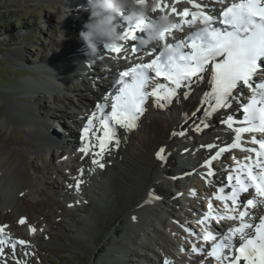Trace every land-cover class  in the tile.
<instances>
[{
	"label": "snow or ice",
	"instance_id": "1",
	"mask_svg": "<svg viewBox=\"0 0 264 264\" xmlns=\"http://www.w3.org/2000/svg\"><path fill=\"white\" fill-rule=\"evenodd\" d=\"M189 2L195 11L187 7L178 11L174 5L170 8L169 4L156 0L153 12H164L170 8V15L178 17V22L161 32L160 39L164 42L167 37H172L176 42L164 43L167 55L160 51L150 61L135 63L119 73V87L111 94V110L106 111V104L95 105L82 129L84 145L80 151L84 155L91 151L94 157L92 164L103 168L101 160L110 145L119 146L117 130L128 132L136 128L150 98L163 108L174 98L179 100L178 90H183L182 95L187 99L195 90L193 86L200 88L201 85H208L210 91H204L201 100L202 104L207 105L203 109L204 118L222 109L238 110L242 118L231 112L225 113L221 122L234 135L229 144L219 147L204 162L202 167L207 172L201 178L213 184L206 177L215 176L212 162L220 159L225 152L238 149L246 155L244 161L233 158L235 166L226 177L230 192L226 193L224 186H220L213 193L212 199L223 204L224 212H216L209 200L208 212L197 221L203 228V241L212 242L210 249L192 244L191 252L204 257L200 264H264V138L252 136L251 144L255 147H244L245 134L260 133L264 136V0H231L230 3L228 0H212V4L221 6L218 13L212 4L202 0ZM217 22L223 27L218 26ZM125 23L121 33L122 42H134L137 34L143 32L146 26L145 21L125 20ZM193 25H199L197 31L176 37V33H183L185 28L190 29ZM104 49L113 54L122 53V45H106ZM131 51L136 54L141 50L132 43ZM144 55L153 56V51L144 50ZM241 88L251 92L246 103L236 94ZM233 104L237 105L236 109H233ZM201 125L207 127L204 119L196 126V131H200ZM184 134L183 130L179 133L181 136ZM207 147L211 150L215 146L209 144ZM163 152L161 148L156 153L157 159H164ZM79 187L78 180L77 191ZM245 194L248 196L246 200ZM190 195H195V192ZM252 208L261 210L258 217H253L248 211ZM213 220L234 221L235 225L226 232L217 233L210 227ZM25 223L24 218L19 220V224ZM6 227L0 226V264H7L9 255L16 264H22L21 260L16 259L17 246L23 248L27 242L12 241L4 235ZM28 230L29 234L36 231L32 227ZM185 231L195 235L187 228ZM236 240H239V244L234 243ZM6 246L11 248L10 254ZM164 264L170 262L166 259Z\"/></svg>",
	"mask_w": 264,
	"mask_h": 264
},
{
	"label": "bare ground",
	"instance_id": "2",
	"mask_svg": "<svg viewBox=\"0 0 264 264\" xmlns=\"http://www.w3.org/2000/svg\"><path fill=\"white\" fill-rule=\"evenodd\" d=\"M66 1H69L68 3H70L79 0ZM171 1L172 0H167L165 2ZM202 1L206 2L205 0ZM188 2L185 3L186 6L189 5ZM83 5H85V3ZM86 6L87 5H85V9ZM68 9L66 11H68ZM85 9L79 10L81 11L82 15L88 13ZM167 13L170 14L168 10ZM158 14H160L158 13V11L154 12L153 16H157ZM171 18H174V21L178 22V17H176L175 15H172ZM145 23H148V21H145ZM121 30L122 28L120 29V31ZM75 41H77V38L75 39ZM121 43L124 44V48L129 47L131 49L132 43L134 42ZM136 47L139 48L137 44ZM75 49H79L81 55L85 52L84 46L80 48V46L78 45L75 47ZM49 51V59L46 62L44 61V63L42 64H45L44 69L40 68V66L42 65H39V69H37L35 66H31L29 69L32 71L42 69L50 72L56 70L58 71L59 75L55 76V79H57L58 82H62L65 78H77L73 72L71 73L69 71H66L68 66L74 65L78 70H84L81 66L79 57H74L72 55L68 57L70 54L76 53V51H68V53L65 52L64 54L60 53L58 55H56V53H53V51H55L54 49ZM142 58L147 60V57L145 55H143ZM100 59L105 61L106 67H112L108 60L102 59L101 57ZM113 61L117 64V67L122 69L125 68L124 63L126 62H129L130 65L134 64L132 57H127L126 60L122 62L117 58H113ZM113 74L114 72L111 70L108 74L109 78H111ZM22 84H25L26 87H23ZM22 84L20 85L22 86V89L25 88L27 89V91L31 92L37 91L39 88L38 86H41L37 84L34 86L36 89H33L32 85L29 86V84H31L29 79L28 81H24ZM193 87L195 90L191 92L190 96L187 99H185L184 96L179 97V100H176L174 98L173 103L170 107L166 106L161 108L157 105L153 106L152 104H149L146 107L144 114L139 118V125L136 131L125 132L123 129H118L117 135L120 138L119 146L117 147L114 144L110 145L109 150L104 154L102 163L107 164V173L100 171L98 169L99 167L97 165L91 164L89 160L81 163V165L83 164L85 170H89V172H87V177L89 178V181L91 182V186L93 188V190H88V193L91 195L90 197L92 199L91 202L88 203V207L92 209V214L87 213L86 217H81L83 223L79 224L80 228L79 226L78 228L75 227L76 229L74 230V236L76 239L74 240L75 243H73L74 241L71 243L72 247L70 248L71 250H83L86 253L85 255L89 263L123 264L124 260H126L125 257L127 255L128 247L134 245H139L140 248H143L149 253L144 259V264H163L166 259L169 262H171L172 260L178 262L179 254H184L179 253L181 252V249H183L185 254H190V246L189 244H187V241L184 240V234L181 233V229L184 227V223L179 219L178 216H175V208L178 205L177 211H181L182 209H185L190 205L191 199L188 197L189 191H194L195 193H197L196 195H205L207 193L206 188H208L210 184L206 183L205 179L201 178L205 175L206 172V168L202 167V165L207 159L210 158L211 155L218 151L219 147H223L229 144L231 142L232 136L234 135L221 122L222 119L225 118V113H232V109H228L226 111L220 112V114L213 115L211 121H206L204 119L207 127L201 125L200 131H196V126L200 125L201 119H199L196 114L193 115V113L195 107L198 105V103H200L201 97L204 95L205 88L204 85H201L200 88H195V86ZM40 90L46 89L45 87H42V89ZM28 115H34V110L28 113ZM67 115H71L73 118L75 116L79 118L80 116H78L77 114ZM48 117H45L46 120L44 119L43 124L39 125V134L42 135V140L43 137H45V141L44 143L42 141L41 144L38 143V147L43 150H48L51 149L52 144L55 142L58 143L56 145L65 147L66 151H64L63 154H68L70 152V148H74L72 150L73 152H75V150H80L81 147L76 145L78 142L77 139H75L76 135L75 137H73L74 135L72 130L70 132L66 131V136L63 137L62 140L54 134H51V132L49 131L50 124L48 123V121L53 116H50L49 119ZM77 121L80 122V120H75V124L79 123ZM210 123L214 124V126L209 127ZM181 130H183V132L185 133L183 136L179 135ZM174 132L177 134L173 135ZM245 135L247 137L249 136V134ZM69 136L71 140L69 138L68 141L67 139ZM63 139L66 143H61V141L64 142ZM247 142H251V140L247 139ZM209 144H212L215 147L210 150L207 147V145ZM244 147H249V144L246 143ZM161 148L164 149V152L162 154L164 156L163 160L157 159L156 157V153L159 152ZM234 150L236 149L225 152L223 156L230 154L231 158L236 157L234 154ZM69 154L72 153L70 152ZM174 159H179V162L177 163ZM74 160L77 161V159ZM3 161L5 162L3 164L6 165L8 159H5ZM4 165L1 167V169L4 167ZM211 167H213L214 170L216 169L212 165ZM226 168L227 170H230V168L232 167L230 165H227ZM197 177L201 178V182L197 180ZM77 178L81 182V179L78 176ZM206 178L208 179V177ZM212 179L214 182V186L217 188L220 187V185L218 184L219 182H222V178L219 177L218 172L215 173V176H213ZM114 181H116V183L118 184L120 192L118 193V196H116V200L114 199L115 197L111 196L110 199L113 200L109 199L106 202V200L104 199V195L105 193H110L112 189L111 186H114ZM182 182L188 185V189L185 192L180 191L179 185H181ZM169 187L171 189L175 188L179 193L183 194L182 196L180 195V200L174 201L172 200V197L165 195ZM194 188H196L197 191L194 190ZM55 190V193L59 196L60 191H58V189ZM46 192L47 191L45 190H41L42 194L48 196L49 194H47ZM111 194L116 193L111 192ZM62 195L64 196V193H62ZM98 198L101 202H106L104 203L106 205L105 207L111 206L114 200L116 204L113 207L115 208L117 206L116 211L114 210L109 213L107 212L106 214L105 211L103 214L104 217L106 215L108 218H112V216L114 215V222L117 225L113 226V223H108V226L105 229V234L101 237V245L94 239L93 235V233L96 232L94 227L96 226V224H98L96 222L104 221V218L101 219V217H99L101 213L95 214V209L97 208V206L99 208L103 206V204L102 206L99 204L94 206V201ZM18 199L25 201L23 197H19ZM25 202L26 205H28V201L26 200ZM108 203L110 204L107 205ZM26 205L25 207H27ZM35 205L36 208L38 207L37 210H39V208L43 206V203L37 202ZM181 205L182 207H180ZM29 206L30 208H33V206L31 207L30 204ZM15 216L16 214L13 213V217ZM23 216V212L18 213L14 221L16 222L19 217L22 218ZM43 217L44 216H42V218ZM133 217H135V219H133ZM2 219L11 220L12 216L4 212L0 216V220ZM87 221L91 223L93 222V229L89 228L86 223ZM46 222L47 221H45L44 224H46ZM220 222L224 225V229L226 231L228 228L233 227L235 223L234 221ZM127 223L129 226L124 230L123 228ZM195 223L196 222L193 221V225L197 226ZM82 225L83 228H81ZM85 228L88 231L85 232L86 234L84 233ZM18 229L19 228L16 227L18 235H20L23 240H33L34 242L45 241L50 244H53L55 242L48 233L44 232L41 235L34 234V236H32L29 235L28 232L23 230L22 232ZM120 230H124V232L120 234ZM71 236L73 237V235ZM193 239L198 240V237H195ZM35 244H37V242ZM37 249H39V247H37L36 245H31L30 247H26L25 253H29ZM22 251L23 250L21 248H17L16 257H19L20 259L22 258V260L25 261L23 253L19 254ZM150 254L151 256H149ZM202 259H204L203 256L195 259V264H200Z\"/></svg>",
	"mask_w": 264,
	"mask_h": 264
},
{
	"label": "rangeland",
	"instance_id": "3",
	"mask_svg": "<svg viewBox=\"0 0 264 264\" xmlns=\"http://www.w3.org/2000/svg\"><path fill=\"white\" fill-rule=\"evenodd\" d=\"M61 4L62 2L59 0H8L6 3L0 2V15L1 13L4 15L8 13L11 15L9 18H12V29L11 26L6 28L8 32L10 30L12 33L4 36L3 49L0 51V216L6 212L12 216V219L9 220V218L7 219L8 221L2 219L0 223H8L13 226L18 213L23 212L27 222H29L30 219L31 223H35L36 221L38 233L42 230L47 231L55 241L53 244L45 241H36L40 248L33 251L35 253V259L34 263L30 264H91V262H88L85 255L86 253L83 250H71L70 248L72 247L71 243L76 239L74 230L78 228V226L80 228L79 224L83 223L81 217H86L87 213L92 214V209L88 207V202L91 200L88 188L93 190L89 186L91 182L85 179L86 184L83 183L85 192L80 191L81 194L78 198L79 204L74 205L72 208H68L67 203L62 201L55 193V189L64 190L65 187L63 186L66 185L64 181L67 177L65 176V166H55V164H59L57 163V158L61 152L63 153V149L56 150L50 158L45 152V149L43 150L38 147V143L41 144L42 141L43 143L45 141V137H43L42 140V135L39 134L40 131L38 129L39 125L43 124L45 117L53 116L48 121L51 126L50 131L59 138L63 136L60 133V131H62L60 128H64L67 131L68 129L74 130V122H71L74 118H70L71 116L67 114H72V112L81 113L80 111L87 106L86 104L89 103L87 98L91 96H89V91L86 90H88L87 87H90L91 83L90 80L89 82L86 80L87 83L81 84H76V82L71 81L68 84L59 86L60 89L52 91L40 90L42 87H45L43 84L44 76L35 73L29 74L30 72H27L31 71L29 69L31 66H35L39 69V64L49 59V50L54 49L55 51H53V53L58 55L60 53L64 54L70 48L73 49L75 40L70 37L71 35H73V37L78 36L79 32H71L72 34H70L59 26V21L66 17L62 12L64 7ZM68 8L70 9V6H66L65 10ZM70 13H72L73 16L76 14L77 17L75 16V18H77V22L79 21L78 26L81 27L80 22L83 20V17L77 15L81 12H79V10H71ZM69 23L68 20L66 24L69 25ZM65 26L66 25L63 27L66 28ZM61 31L64 32L65 39L60 42L59 36L61 35ZM11 36L15 38L12 39V42H8ZM40 68L44 69L45 65L40 66ZM109 68L112 67H108V69ZM114 69H116V66H114ZM33 71L51 73L50 71L42 69ZM98 73L99 67L92 72L94 76ZM30 75L38 82L29 80L31 82L29 86L32 85L33 89H36L34 87L35 85H41L38 86L39 88L37 91L31 92L27 91L25 88H21L25 86V84H22L24 79H29L28 77H30ZM60 82L61 81L57 82V84ZM21 84L22 86H20ZM33 110L34 115H28V113ZM55 121H57V123H54ZM69 138L70 136L67 139L68 141ZM73 149L74 148H70V152L72 153L70 154L71 156L77 152L76 150L73 152ZM5 159H8L6 165L3 164L5 163L3 161ZM72 160L73 159L68 160V164H66L76 169L74 160ZM174 160L177 163L179 162V159ZM3 165L4 167L1 169ZM212 166L214 165L212 164ZM214 168L216 167L214 166ZM107 172L108 168L104 173ZM197 180L201 182L200 177H197ZM111 187V191L109 190L110 193L108 192L104 195L106 202L111 196L115 197L114 199L116 200V196H118L120 192L116 181H114V186ZM41 190L47 191L46 193L49 195L46 196L42 194ZM111 192H115L116 194H111ZM165 195L170 197L174 196L172 193L170 195L168 191H166ZM19 197H23L25 201L27 200L28 205H26L25 201L19 200ZM115 200L109 207H105L106 205L104 203L106 202H101L99 198L94 201V206L98 204L102 206L103 204L101 208L97 206L95 214L101 213L99 217H101V219L104 218V221L96 222L98 223L94 227L96 232L93 233L94 239L99 242L100 245L101 237L105 234L108 223H113V226L117 225L114 222V215L112 218H108L106 215L105 217L103 216L105 211V214L114 210L116 211L117 206L115 208L113 207L116 204ZM37 202L43 203V206H41L39 210H37L38 207L36 208L35 205ZM29 204L31 207L33 206V208H30ZM25 205L27 207H25ZM190 205H193L192 200ZM185 209L176 211L180 213L175 214L182 222L184 221L183 223L189 220V211H185ZM13 213L16 214L15 217H13ZM183 214L185 217L181 218V216H184ZM42 216H44V220ZM45 221L49 223L46 222V225L44 224ZM86 223L89 228L93 227V222L87 221ZM191 223L193 224V222ZM128 226L127 223L123 229H127ZM81 228H83V225ZM13 229L16 230L15 224ZM18 230L24 231L25 228H19ZM124 230H120V234H122ZM85 232H88L86 228L84 230V233ZM16 233H18L17 230ZM71 235H73L74 238ZM36 242L33 241L32 243L35 244ZM73 243H75V241ZM135 248H137V251L134 252L133 250ZM134 253L135 255H133ZM147 254L149 253L143 248H140L139 245H135L134 247L130 246L127 249L126 260H124L123 264H141L144 262L143 258L146 257Z\"/></svg>",
	"mask_w": 264,
	"mask_h": 264
},
{
	"label": "clouds",
	"instance_id": "4",
	"mask_svg": "<svg viewBox=\"0 0 264 264\" xmlns=\"http://www.w3.org/2000/svg\"><path fill=\"white\" fill-rule=\"evenodd\" d=\"M156 0H87L86 11L88 20L83 25V30L78 34V40L85 48V55L94 57L99 52V47L118 46L122 42L117 17L131 22L148 21L144 28L143 43L145 46L161 41L160 34L174 22L166 14L150 16ZM60 42L65 39L61 31ZM162 51L168 54L163 46Z\"/></svg>",
	"mask_w": 264,
	"mask_h": 264
},
{
	"label": "trees",
	"instance_id": "5",
	"mask_svg": "<svg viewBox=\"0 0 264 264\" xmlns=\"http://www.w3.org/2000/svg\"><path fill=\"white\" fill-rule=\"evenodd\" d=\"M0 2L2 3H6L8 2V0H0ZM11 15L6 13L5 15L3 13H1L0 15V51H2V45L4 43V36L9 34V33H12L10 30L9 32L7 31V27H10L11 26V19L9 18ZM19 22V21H17ZM11 29H12V26H11ZM7 31V32H5ZM15 38V37H12L8 40V42H12V39Z\"/></svg>",
	"mask_w": 264,
	"mask_h": 264
}]
</instances>
